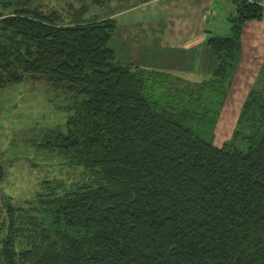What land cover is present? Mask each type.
<instances>
[{"label": "trees", "instance_id": "16d2710c", "mask_svg": "<svg viewBox=\"0 0 264 264\" xmlns=\"http://www.w3.org/2000/svg\"><path fill=\"white\" fill-rule=\"evenodd\" d=\"M111 1L0 0V89L44 79L71 100L38 146L67 173L22 205L0 196V264H264V89L243 102L247 149L213 142L240 22L264 4L234 0L189 81L117 58L116 20L96 14Z\"/></svg>", "mask_w": 264, "mask_h": 264}, {"label": "rangeland", "instance_id": "374dc122", "mask_svg": "<svg viewBox=\"0 0 264 264\" xmlns=\"http://www.w3.org/2000/svg\"><path fill=\"white\" fill-rule=\"evenodd\" d=\"M40 1L45 7H59L66 5L69 0ZM213 1L217 18L225 17L224 13L231 11V0ZM117 3L118 0H114L99 8L97 16L115 10ZM95 8L92 7L93 11ZM263 19L240 22L238 59L226 87L227 97L213 129V142L216 145L231 141L233 147L243 151L247 149L248 143L242 138L245 125L240 113L246 96L253 89H264ZM135 31L138 32L137 37L143 36L142 31ZM170 72L178 77L183 72V80L189 81L202 77L201 73L200 76L195 72ZM67 96L66 92L55 90L44 79L26 80L0 89V196L5 194L10 204L22 205L38 191L45 176L67 173L68 167L58 164V155L38 147L44 133L57 128L64 129L66 119L71 114L70 110L61 107L71 101ZM234 131L240 133L234 135Z\"/></svg>", "mask_w": 264, "mask_h": 264}, {"label": "crops", "instance_id": "0c3cea01", "mask_svg": "<svg viewBox=\"0 0 264 264\" xmlns=\"http://www.w3.org/2000/svg\"><path fill=\"white\" fill-rule=\"evenodd\" d=\"M118 3L115 10L106 16L117 23L110 46L119 60L159 71L195 72L197 75L213 67L211 51L205 44L207 35H229V17L237 9L231 0V11L225 12V17L217 18L213 0H133ZM135 30L142 31L143 36L137 37ZM180 73L179 76L183 74Z\"/></svg>", "mask_w": 264, "mask_h": 264}]
</instances>
